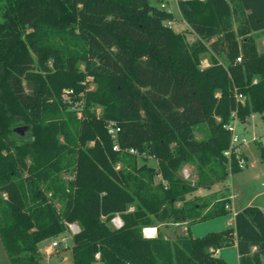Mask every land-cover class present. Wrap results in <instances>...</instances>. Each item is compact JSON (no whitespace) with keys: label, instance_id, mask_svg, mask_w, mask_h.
<instances>
[{"label":"trees","instance_id":"16d2710c","mask_svg":"<svg viewBox=\"0 0 264 264\" xmlns=\"http://www.w3.org/2000/svg\"><path fill=\"white\" fill-rule=\"evenodd\" d=\"M177 5L192 41L150 0H0V240L9 264H36L38 242L66 222L78 225L72 264H229L216 249L232 244L239 264H264L256 205L202 235L142 232L227 212L223 192L212 201L185 194L241 168L236 151L224 154L226 125L264 111V50L251 33L264 30V0ZM20 124L24 135L14 130ZM141 154L156 164L138 163ZM194 162L191 180L182 169Z\"/></svg>","mask_w":264,"mask_h":264},{"label":"rangeland","instance_id":"374dc122","mask_svg":"<svg viewBox=\"0 0 264 264\" xmlns=\"http://www.w3.org/2000/svg\"><path fill=\"white\" fill-rule=\"evenodd\" d=\"M150 1L159 7H166L172 11L174 19L169 25L175 30L184 31L185 37L188 41H192L197 37V34L191 30L190 26L182 18L177 5V0ZM237 22L236 19L233 20L232 26L234 29L236 28ZM251 33L255 36V43L258 51L264 50V30L251 31ZM237 38L240 39V36L238 35ZM217 57L221 62L227 64L228 59L224 53L218 54ZM209 62V52L202 54L200 57V66H206ZM87 79L90 78L87 77ZM90 87H94V84L91 83ZM96 111H100V106H97ZM262 114H264V111L262 113L259 111H252L246 115L244 119H239L237 117L234 119V132L240 139L238 138L237 141L233 142V146L235 147L236 157L245 160L244 166L236 171H229L225 179L215 181L210 187H198L194 191L185 194L186 198H191L193 196L200 197L199 201H212L215 196L220 195V192H223L226 195L232 194L230 207H228L229 210L224 214L192 223H187V221L181 223L169 221L161 223L160 226H158L160 222H155L157 231H161V233L170 240L175 239L178 234L192 236L202 235L209 231L219 230L233 223V210H240L249 204H259L264 208V157H262L261 149L259 147V144H264V118L262 117ZM21 125L23 124L17 126ZM195 135L200 137L201 133L196 131ZM241 138L244 140L242 141ZM143 156L144 154L138 156V163L144 161L145 158L147 163L151 165L156 164V160L153 157L149 155H146L145 157ZM119 164L120 163H117V165ZM184 168L187 170L191 180L197 178L196 162L186 164L183 169ZM68 174L69 173H66L64 175L68 176ZM155 179H159V175H156ZM56 204L57 206H60L59 202H56ZM130 208H132V206ZM202 211H204V209ZM145 228L156 229L153 225L144 226L142 228L144 235H146L144 233ZM157 231L152 235H155ZM71 235V230L66 225L65 230L58 235L40 240L37 246L40 253L43 255V258L36 264H72L71 251L69 248L72 242ZM53 240L58 241V245L51 247L50 245ZM49 247L51 248L50 251L48 250ZM56 249H59L60 252H56ZM218 255L225 258L229 264H239L237 250L233 245L220 247L218 249ZM0 264H9L1 240Z\"/></svg>","mask_w":264,"mask_h":264},{"label":"built area","instance_id":"2783aa9c","mask_svg":"<svg viewBox=\"0 0 264 264\" xmlns=\"http://www.w3.org/2000/svg\"><path fill=\"white\" fill-rule=\"evenodd\" d=\"M240 59V57L238 56L237 57V60H239ZM72 90L71 89H64V91H63V93H62V97L64 98V99H66V100H69L70 101V92H71ZM235 97H236V99L237 100H239V101H241V102H243V100H244V95L242 94V93H240V92H236L235 93ZM78 114L79 115H81V112H80V110L78 111ZM236 117H234L233 119H231V121L226 125L227 127H229L231 130H232V135H231V147L230 148H228V149H226V150H224V154L226 155V156H230V152H231V150L233 149L234 151H235V147L233 146V142H235V141H237L238 140V136H237V134L234 132V119H235ZM108 130H109V132L111 133V135L113 136V137H115V134H116V131L118 130V127H116V126H113L111 123L109 124V127H108ZM242 141H243V139H242ZM118 147V144L117 143H114V145H113V148L114 149H116ZM130 151L131 152H135L136 150H134V149H130ZM238 158V164H239V166L240 167H243L244 166V159L243 158H239V157H237ZM228 165H229V161H228ZM183 175L185 176V177H189V175H188V172H187V170L184 168L183 169ZM229 197H231V195H229ZM226 207H229V204H226ZM111 221H112V223L114 224V226H116V227H119L121 224H122V220L120 219V216L118 215V214H115V215H113L112 216V218H111ZM66 225H67V227L71 230V233H74V232H76L77 230H78V225H77V223H75V222H66ZM62 239H64V238H62ZM58 245V241H56V240H53L52 242H51V247H53V246H57Z\"/></svg>","mask_w":264,"mask_h":264},{"label":"crops","instance_id":"0c3cea01","mask_svg":"<svg viewBox=\"0 0 264 264\" xmlns=\"http://www.w3.org/2000/svg\"><path fill=\"white\" fill-rule=\"evenodd\" d=\"M239 138V137H238ZM240 139V138H239ZM243 138H241V140H242ZM244 140V139H243ZM245 164H246V162H245ZM231 194V193H230ZM229 196V195H228ZM231 198H232V194H231V197H230V202H231ZM230 202L228 203L229 204V207H230ZM250 205V204H249ZM252 205H254V204H252ZM256 206H258L259 208H261L263 211H264V208H262V206H260L259 204H255ZM236 211H238V210H233V223H231V224H229V225H233L234 224V214H235V212ZM181 222H183V221H177V223H181ZM184 222H185V220H184ZM161 223H165V222H160L159 224H158V226H160V224ZM229 225H227V226H229ZM153 226H155L156 227V231H157V226L156 225H153ZM151 236H153V235H151ZM72 243V242H71ZM233 246H235L236 247V244H232ZM219 249V248H218ZM218 249H216V254L218 255ZM48 250L50 251L51 250V248L49 247L48 248ZM236 250H237V248H236ZM237 255H238V252H237ZM238 260H239V255H238Z\"/></svg>","mask_w":264,"mask_h":264},{"label":"water","instance_id":"95a60500","mask_svg":"<svg viewBox=\"0 0 264 264\" xmlns=\"http://www.w3.org/2000/svg\"><path fill=\"white\" fill-rule=\"evenodd\" d=\"M27 129H28V125H21L14 127V130L17 131L20 135H24Z\"/></svg>","mask_w":264,"mask_h":264},{"label":"bare ground","instance_id":"6f19581e","mask_svg":"<svg viewBox=\"0 0 264 264\" xmlns=\"http://www.w3.org/2000/svg\"><path fill=\"white\" fill-rule=\"evenodd\" d=\"M144 231H145L144 233H145L147 236H150V235L154 234L156 230H155L154 228H145Z\"/></svg>","mask_w":264,"mask_h":264}]
</instances>
